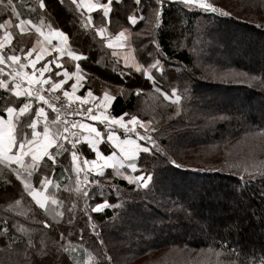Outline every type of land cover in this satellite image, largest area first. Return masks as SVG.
<instances>
[{"label":"trees","instance_id":"obj_1","mask_svg":"<svg viewBox=\"0 0 264 264\" xmlns=\"http://www.w3.org/2000/svg\"><path fill=\"white\" fill-rule=\"evenodd\" d=\"M235 1H230L234 10H247L245 17L254 23L264 17V0ZM46 4L52 21L69 35L70 47L88 57L82 64L87 80L84 91L111 93L115 97L110 108L114 117L127 113L142 121L161 118L169 124L160 125L157 141L153 137L156 147L146 143L152 151L140 152L135 160L138 170L133 176H151L146 188L108 174L99 176L96 171L89 173V180L98 184L83 183L82 174L74 170L68 143L64 144L68 151L56 157L59 165L42 162L41 169L54 172L45 194L60 202H49L48 207L64 212L63 217L55 219L24 191L12 171L19 167L0 164V264H137L146 257L155 259L164 251L163 256H170L169 252L178 248L184 251L179 261L171 257L159 263L260 264L264 258V162L260 161L264 157L256 156L251 149L234 152L242 158L236 157L234 168H227L213 165L207 155L214 149L226 151L234 143L264 152V20H258L261 28L239 25L246 33L241 34L232 30L233 20L226 16L189 12L180 3L165 2L157 25L151 11L157 7L154 0H142L139 7L134 0H114L106 35L115 38L127 30V40L122 41L124 47L107 48L93 30L81 27L83 18L70 0L63 5L58 0H46ZM130 15L143 19L132 24ZM91 16L97 27L105 26L102 12ZM204 39L211 43L205 46L200 42ZM125 57L129 67H125ZM155 59L162 60L164 72L150 70L154 84L133 65L148 68ZM216 71L227 73L224 83L231 87L213 96L210 93L215 88L206 81H211ZM157 88L169 93L176 89L181 97L178 114L176 106ZM7 98L8 94L0 90V109ZM154 110L158 117L153 116ZM166 149L169 154L178 149V156H166ZM100 150L109 154L104 148ZM191 150L204 151L206 156L190 160L187 152ZM87 151L90 161L95 153ZM174 158L178 166L172 164ZM240 164L256 165L258 169L245 172ZM41 169L30 178L35 188L43 178ZM85 189L87 198L82 195ZM105 200L117 207L91 211ZM88 216L98 235L89 227ZM45 221L50 227H44ZM29 239L34 248L28 246Z\"/></svg>","mask_w":264,"mask_h":264},{"label":"snow or ice","instance_id":"obj_2","mask_svg":"<svg viewBox=\"0 0 264 264\" xmlns=\"http://www.w3.org/2000/svg\"><path fill=\"white\" fill-rule=\"evenodd\" d=\"M2 2V0H0ZM122 0H116V3H120ZM157 5L156 8L151 9L152 13L155 16L157 25H159L161 18L162 5L166 2V0H154ZM176 2L182 3L186 8H199L205 13H214L220 16H229L230 13L227 12L224 8L214 6L213 3L209 2V0H176ZM8 3L11 4L12 0H8ZM58 3L63 5L65 0H58ZM134 3L139 7L142 4V0H134ZM70 5L73 6L75 12H77L83 19L81 23V27L85 30H93L94 33L101 38V40L106 44L107 48L114 47H124V43L122 41H126L127 37L125 36V32L127 30L119 32L115 38L111 35H106L107 32V24L111 23L110 13L112 12L113 0H106L105 3H101L100 0H70ZM47 7L46 0H39V9L45 10ZM81 9H85L89 15L85 17L84 12ZM101 10L102 16L101 20L105 23V26L97 27L93 18L90 15L93 11ZM138 19H143V17H137L136 15L128 16L129 23L135 24ZM9 21L5 20L3 23H0V29H4L7 25H9ZM28 23L31 24V21H21L20 25L17 27H21V25ZM45 22L43 17L41 18L40 25H33L35 27L36 32H38L41 36L44 37L43 43H47L52 45V41L55 40L56 44L53 45L52 51L57 53L55 58L45 60V56H51L52 53L48 51V49L44 47H40L39 50L34 46L33 48H29L27 52L24 53L25 59L27 60V64L20 63L21 57L16 54H4L3 49L6 43H11L13 37L11 33L5 32L3 41H0V65H4L5 67L11 68V71L7 73L8 77L12 81V89L11 91L14 93L16 97H29L35 98L39 101H42L44 104H47L49 108H51L54 112L57 113L55 120L48 121L47 113L43 107H38L36 109V117L32 119L31 123L28 124V127L32 129L31 139L27 138L23 131L17 132V123H19V117L24 116L30 112L31 109V99L27 100L17 111V109L13 107H6L5 111L7 113V120H5L2 116H0V164H16L19 165V168L13 169V173L17 180H19L23 186L25 192H27L32 199L36 202V204L44 209L46 213H51L53 218L63 217L64 212H57L55 208H49L48 204L50 202L51 205H58L60 202L55 197H50L46 195L44 191H40L34 188L33 184L30 182V178L33 176L34 171L41 169V161L44 157H48L49 160L52 161L53 165L56 163V157L61 155L62 152L68 151L64 147L62 141H68L72 145L71 157L74 165V170L79 172H84V181L86 184H98L96 180H89L88 174L93 170L91 166H94L95 169L98 170L97 174L99 176H104L105 168H113L115 169V175H123L119 171L120 168L127 166L132 171L138 170V164L135 162L137 155L140 152L150 153L152 148L142 145L137 142L140 141H148L152 145V147H156V142L152 138V136L147 134H141L136 130V125H139L141 128L145 129L147 133L148 128L147 125L151 124V121H142L137 116L133 115L129 120H125L124 117L127 116V113L122 114L119 117H113L110 115H104L103 113L93 114V109L89 107L87 109V115L91 120L97 121L99 120L101 123H107L109 126V130L107 133V138L110 142L113 143L114 147L118 149L119 156L116 152H113L111 155L105 156L96 145L100 142L101 133L97 130L95 126L84 124L83 122L73 123L68 120H61V110L56 108L54 104L49 102V99L46 98L42 93L45 91L44 85L50 83V87L47 89L49 92H53L56 89H61L62 85L70 78L71 75L77 77V82L72 84L73 92L70 94L68 91H64L63 95L71 101L72 97L75 96V90L77 88V84L84 78L80 75L82 69L80 64L77 63L75 65L76 71L74 73H69L67 69L63 70V80L55 81L53 80V75L59 77L61 75L60 71H54L50 65H54L55 69L62 68V65L59 63V60L64 55L71 57L75 61L86 60L88 57L86 55L77 54L69 44V35L61 30L58 27H53L52 24H47L48 31L45 32ZM119 42V43H118ZM41 41H37V44H41ZM155 44L156 41L153 40ZM157 50H159V45L156 44ZM23 51V50H22ZM35 53L34 58L33 54ZM159 55V51H157ZM113 56H117L116 52L112 53ZM149 56H152V53H148ZM44 61L41 67L37 68V62ZM8 62H11L9 64ZM119 61H117L118 63ZM19 65V67H14L15 65ZM31 66L33 72L30 74L28 72L23 71L24 68ZM137 72H142L143 75L148 79L153 81L155 84V77L151 74V69H155L157 72L163 74L164 66L161 59H155L154 63L150 64L148 68H144L142 65H133ZM125 67H129L128 65V57H125ZM36 72H39V76L36 75ZM123 72V69H121ZM45 73H51V75L45 77ZM4 74V67H0V75ZM26 81L27 87H24L23 84ZM8 82L0 79V89H7ZM83 86V85H81ZM139 89L137 92L139 93ZM157 92H160L165 100H168L170 103H179L181 97L177 95L176 89L173 88L171 93L161 90L160 88L156 89ZM88 97L93 96V92L91 89L87 91L86 97L75 96V100L82 101V103H88ZM54 99H59V97H54ZM115 99V97L109 95L107 92L104 93L102 99V106L106 109L111 102ZM99 107V106H97ZM72 112H68L67 115H72ZM77 114H79L77 112ZM42 118L44 121L43 131H37V124L40 123V119ZM51 125V126H50ZM112 125H119L121 128L125 129V139L120 140L114 131H111ZM128 125H132L131 128ZM55 128V131H53ZM82 129L87 133L83 138L91 145L93 148H96V160L89 161L85 159L83 161V167L77 166L78 160V150H76V145L80 143V139H76L75 141L69 138V135H65V133H69L73 137H79L80 133L71 131V129ZM155 131V129H151ZM135 133L137 140H133L130 138L129 134ZM55 148L56 152H50L49 150ZM25 157H30V163L25 161ZM98 161H103L102 164L98 163ZM175 164V161H173ZM178 166V165H177ZM23 170V171H21ZM26 173L27 175H24ZM129 181V183L135 182L138 187H147L149 181L151 180V176H130L125 177ZM243 179V177H241ZM79 177L77 179V183H80ZM40 185L43 189L47 190L49 184L52 183L51 179L47 176H44L39 180ZM117 192L119 189H115ZM84 198L89 196L88 191L85 189L82 193ZM16 204H20V200L16 201ZM11 207V205L9 206ZM109 207H117V205H111L105 200L103 203H98L94 208H91L93 212H101L105 208ZM69 212L72 209L68 210ZM87 214V209L85 210ZM89 227L95 229V225L91 223L92 217L88 216ZM45 228L50 227V225L45 221L42 222ZM71 223V221H69ZM6 231V230H5ZM83 231V230H81ZM61 238H64V234L61 233ZM102 243V241H101ZM28 246L35 247L32 244L31 239L28 241ZM61 249L65 252L68 251V248L63 245L60 246ZM40 251H43L41 249ZM255 264V262H253ZM260 264H264V258L261 259Z\"/></svg>","mask_w":264,"mask_h":264},{"label":"crops","instance_id":"obj_3","mask_svg":"<svg viewBox=\"0 0 264 264\" xmlns=\"http://www.w3.org/2000/svg\"><path fill=\"white\" fill-rule=\"evenodd\" d=\"M100 2L105 3L106 0H100ZM81 11H83L84 14H86L87 16L89 15V13L85 9H81ZM101 12H102L101 10L93 11L90 15H93L96 13H101ZM42 17H43L44 22H45V25H44L45 26V32L48 31L47 24H49V23L52 24L53 27H58V25H56L55 22L52 21L53 19L49 13V9L47 7L45 10L39 9V0H12L11 4L8 3V0H2V2H0V23H3L5 20L9 21L10 23L4 29H0V41H3V37H4L5 32L11 33V35L13 37L10 44L5 42V47L2 50L3 53L6 55L7 54L19 55L21 57L20 63L27 64V60L25 59L24 53L27 52V50L29 48H33L35 46L37 50H39L40 47H44L52 53L51 56H45V60L55 58L57 53L52 51V47H53V45L56 44V41L53 40L52 45H49L47 43H43L44 37L41 36L38 32H36L35 27H33V25H37V26L40 25V21H41ZM22 20L23 21H31V24L25 23V24L21 25V27H17V25H20V22ZM37 41H41L42 43L37 44ZM69 44H70V39H69ZM34 56H35V53L33 54L32 58H34ZM84 62H85V60L75 61L71 57L64 55L59 60V63L62 65V68L55 69L54 65H50V67H52L54 69V71H60L61 72V75L59 77H56L53 75V80H55V81L63 80L64 79V76H63V70L64 69H67V71L70 74L74 73L76 71L75 65L77 63H79L80 67L82 69V72L80 73V75L83 76L84 78L77 84V88L75 90V96L86 97L87 91L89 89L84 91V86L86 85V81H87L86 80V74L82 68V64ZM8 63L11 64V62H8ZM43 63H44V61L37 62V68L41 67V65ZM0 67H4V74L0 75V79L7 81L8 85H9L7 89H0L1 91L6 92L8 94V98L5 99L4 103L2 104L3 107H2V109H0V114L5 120H7L8 116H7V113L5 111L6 107L10 106V107L17 109V111H18L19 108L27 100L31 99V109L29 112V113H31V116H29V113L24 115V116H20L19 117V123H17V132L19 133L22 129L23 134H25L27 136V138L31 139L32 129L28 127V124L31 123L32 119L37 118L36 117L37 107H35V106L40 105V107H43L45 109V112L47 113V117H48L49 122L52 121L51 120L52 116L50 115L51 112L45 106H43V103L41 101H39L35 98H29V97H25V96L16 97L14 95V93L11 91L12 81L10 80V78L7 75V73L9 71H11V68L5 67L4 65H0ZM14 67L18 68L19 65L17 64ZM23 71L31 74L33 72V69L31 68V66H28V67L24 68ZM36 75L39 76V72H36ZM49 75H51V73H45V77H47ZM76 82H77V77L74 75H71L70 78L67 79V81L62 85L61 89H56L55 91H53V93L57 94L58 96L66 99V100H69V98H67L63 95V92L68 91L70 94H72L73 89L71 86L73 83H76ZM81 85H83V86H81ZM23 86L27 87L26 81L24 82ZM50 86L51 85L49 83L47 85H44V88L47 90ZM107 93L112 96L111 93H109V92H107ZM75 96L72 97L71 101L82 102V101L75 100ZM93 96L95 97V99H93L92 97L87 98L88 103H91L92 105L95 104V105L101 106L102 110L105 112L104 115L112 116V114L110 113V108L112 106L113 101L105 109L101 103L103 96H104V93L101 95H96L93 92ZM38 119H40V123L37 124V125H39V127H37V131L42 132L43 127H44V121L42 118H38ZM84 124L95 126L97 128V130L101 133L100 142L96 145V148H98L99 150H100V148H104L105 150L107 148L108 152L109 151L111 152L109 155H111L113 152H116L117 155L119 156V151L117 148L114 147V145H112L113 144L112 142H108L105 145H102V143H101L103 140L109 141L107 138V133L109 130V126L107 125V123H101L99 120H97V121L90 120V121L85 122ZM53 131H55V128H53ZM81 133H82V137L87 135V133L84 132V130H82V129H81ZM119 139L124 140L121 138H119ZM83 142H84L85 147L91 153H95V156H93V158L90 161L96 160L97 159L96 148H93L91 145H89V143L84 138H83ZM62 143L66 144L67 142L62 141ZM53 150H56V149L52 148L49 151L53 152ZM102 153L105 155L104 152H102ZM48 160H49L48 157H44V159L41 161V163L45 161V163H48L47 165L53 164L51 160H49V161ZM25 161L30 163L31 162L30 157H25ZM71 161H72V157H71ZM81 163H83V162L78 158L77 166L81 165ZM102 163H103V161H101L100 164H102ZM72 164H73V161H72ZM12 165L19 167V165H16L14 163ZM55 165H59V163L56 162ZM91 167L93 168L94 171H96V172L98 171L97 169H95L94 166H91ZM39 171L43 172V177L47 176L52 180L54 172H52V171L48 172L46 169L43 170V168ZM36 189L45 192V189H43L41 185L39 187H36Z\"/></svg>","mask_w":264,"mask_h":264},{"label":"rangeland","instance_id":"obj_4","mask_svg":"<svg viewBox=\"0 0 264 264\" xmlns=\"http://www.w3.org/2000/svg\"><path fill=\"white\" fill-rule=\"evenodd\" d=\"M230 1L231 2H233V4H234V2H236L235 0H214V2H211V1H209V2H211V3H213L214 4V6H217V7H221V8H224L227 12H229L230 13V15L229 16H226V17H228L229 19H232L233 20V23H234V27H233V31H239L241 34L243 33L241 30H242V28L239 26V25H244V26H248L249 27V25L251 24V26H256V27H262L261 26V24L258 22V20H264V17L263 16H261V18L260 19H258V20H256L255 21V23L253 22L254 20H252V19H250V18H248V17H245V13L247 12V10H245V9H242V11H240V12H238L237 13V11L236 10H234V8L230 5ZM239 1H241V0H239ZM166 2H176V0H166ZM251 2V1H250ZM177 3H179V2H177ZM180 4H182V3H180ZM236 4V3H235ZM183 5V4H182ZM184 6V5H183ZM236 9V8H235ZM192 10H199L200 12H202L203 14H209V13H205V12H203L202 10H200L199 8H196V7H193V8H191V9H189V12H192ZM258 10H259V12L261 13V9H260V7L258 8ZM256 11V10H255ZM210 14H214V13H210ZM243 19L245 20V21H243ZM262 22V21H261ZM243 30H245V29H243ZM243 34H246V33H243ZM201 43H204L205 44V46H206V44H210L211 42H209V41H207L206 39H204V40H201L200 41ZM212 44H214V43H212ZM214 47H217L218 48V44H216ZM213 47H211V49H212ZM210 49V50H211ZM200 51V50H199ZM198 51V52H199ZM203 55L205 56V57H210L211 58V56H209L210 54L207 52V51H203ZM206 53V54H205ZM216 73L217 74H215L214 76H212V77H210V80L211 81H206V83L211 87V89H214V90H212L211 91V93L210 94H212L213 96H214V94L216 95V92H220V91H222V90H224V89H222V88H225V90H229V88L231 87V84L230 83H224V81H226V79H223V78H225V76H228L227 75V73L225 72V71H223V72H221V71H216ZM46 90V89H45ZM215 92V93H214ZM227 92H229V91H227ZM55 95H57V94H55ZM178 95V94H177ZM58 96V95H57ZM66 100V99H65ZM66 101H68V102H72V103H76V104H79V105H83V103L82 102H74V101H69V100H66ZM168 101V100H167ZM169 102V101H168ZM170 103V102H169ZM202 103H204L203 101H202ZM213 103V102H212ZM86 104H88V105H90V106H92V107H94V108H98V109H101L102 110V107L101 106H99V105H95V104H91V103H86ZM172 104H174L175 106H176V108H177V110H175V113L176 114H178V104L177 103H172ZM201 105H203V104H201ZM97 106H99V107H97ZM219 106V110H222V106H221V104H219L218 105ZM102 113L103 114H105V112L102 110ZM52 114V113H51ZM50 114V115H51ZM162 114H167V111H164ZM52 116V115H51ZM131 116H133V114H130L129 116H125L124 117V119L125 120H129L130 118H131ZM153 116H155V117H158L159 116V114L158 113H156V110H154V114H153ZM52 118H53V116H52ZM56 118V117H55ZM140 119V118H139ZM152 120L154 119L153 117L151 118ZM141 120V119H140ZM164 119H162L161 120V118H158V119H156L155 118V121H151V124H149V125H147V128H148V131H147V133L145 132V129L144 128H141L139 125H136V130L138 131V132H140L142 135L143 134H147V135H150V136H152V138L153 137H156V141H157V137L159 136V130L158 129H160V125L161 124H163L164 126H167L169 123L168 122H165V121H163ZM85 122H87V121H85ZM85 122H83V123H85ZM128 127L129 128H131L132 127V125H128ZM151 129H155V131H152ZM111 131H114L115 133H116V135H117V137L118 138H121V139H125L126 137H125V129L124 128H121L119 125H112L111 126ZM79 132H80V143H81V149L78 151V153H79V155H78V158L83 162L85 159H86V157H87V148L85 147V145H84V142H83V137H82V133H81V129H79ZM121 134H123V135H121ZM129 136H130V138L131 139H133V140H137V137H136V135H135V133H130L129 134ZM192 139H196V138H192ZM67 142V141H66ZM108 142H110V141H107V140H103L101 143H102V145H105V144H107ZM137 142L138 143H140V144H142V145H146V143L147 144H149L150 142H148V141H140V140H137ZM68 143V142H67ZM69 144V146H71L70 145V143H68ZM112 144V143H111ZM113 145V144H112ZM72 147V146H71ZM161 149H163V147L162 146H159ZM248 146H246V145H242V148H240V147H236V143H234V144H230L229 146H227L226 148H225V150L226 151H223V152H218V150H210V151H213V152H211L210 154H208L207 155V158H209V159H211V162H212V164L214 165V164H219V165H225L227 168H234V165H235V158L237 157V155L235 154L234 155V152H236V153H243V152H245V151H249V149H251L254 153H255V155L256 156H258V157H264V152L262 151V150H260V151H257V150H254L252 147H249V148H247ZM106 151H108V149L106 148ZM204 152V151H203ZM201 152V153H198V150H191V151H188L187 152V154L188 155H190V160H192V158H198V157H200V156H206V152ZM86 153V154H85ZM111 152L109 151V154H110ZM109 154H106L105 153V155L106 156H108ZM140 154V153H139ZM139 154H138V156H139ZM166 156H171V155H176V156H178V149H177V151H176V153H174V152H170V154L168 153V151H167V149H166ZM219 155H225V157L223 156V157H219ZM138 156L136 157V159L138 158ZM71 157V156H70ZM173 157V156H172ZM206 158V157H205ZM242 157H240V156H238L237 158H236V160H240ZM197 160V159H196ZM174 161H175V163L178 165V159H176V158H174ZM72 162V161H71ZM244 162H246L247 164H250L251 163V160L250 159H244ZM264 161H260V163L262 164ZM98 163H101V161H99ZM206 164H208L207 162H205ZM172 164H174L173 162H172ZM175 165V164H174ZM245 166V167H241V166ZM240 166V168L241 169H244L243 171H245V172H247V171H250V170H257L258 169V167L256 166V165H251V166H246L245 164H240L239 165ZM78 167H83V163H81V165H79ZM94 170H92L91 172H93ZM119 171L121 172V173H123V175H115V169H113V168H105L104 169V173L105 174H108V176L109 177H113V178H123V179H125V177H130V176H133L134 175V171H132L130 168H127L126 166L125 167H123V168H120L119 169ZM213 171H215V170H213ZM98 172V171H97ZM90 173V172H89ZM82 174V176L84 177V175H85V173L84 172H79V175H81ZM111 174V175H110ZM88 177H89V174H88ZM83 180V179H82ZM125 180H127V179H125ZM128 181V180H127ZM129 182V181H128ZM134 183V182H133ZM94 235H98V232L96 231V228L94 229ZM166 253V251H164L163 253H161L160 255H158L155 259H151V258H149V257H146V258H144L143 260H141L139 263H137V264H160L159 262H163L164 260H169L171 257H176L177 259H178V261H179V256L181 255V254H183L184 253V251H183V249L182 248H178V250H174V249H172V251L171 252H169L171 255L170 256H163L164 254ZM149 258V259H148Z\"/></svg>","mask_w":264,"mask_h":264},{"label":"built area","instance_id":"obj_5","mask_svg":"<svg viewBox=\"0 0 264 264\" xmlns=\"http://www.w3.org/2000/svg\"><path fill=\"white\" fill-rule=\"evenodd\" d=\"M42 94L45 95L46 98L49 99L50 103L54 104L56 108L61 110V113H62L61 120L62 121L63 120H68V121H71L73 123L90 121L91 119L87 115V109L89 107H91L93 109V114L102 113L101 109L94 108V107H92V106H90V105H88L86 103H83V105H79V104H76V103L68 102V101H66L64 98H62L60 96H58L59 97L58 100L54 99V97H57V95H55L53 92H49L47 90H45ZM43 106H45L56 117L57 113L54 112L51 108H49L47 104L43 103ZM68 112H72L73 114L72 115H67ZM77 112L79 114H77ZM71 131H75V132L80 133L79 132V128L71 129ZM65 135H69V138L71 140H73V141H75L78 138L80 139V136L79 137H73L69 133H65ZM80 149H81V143L76 145V150L79 151Z\"/></svg>","mask_w":264,"mask_h":264}]
</instances>
